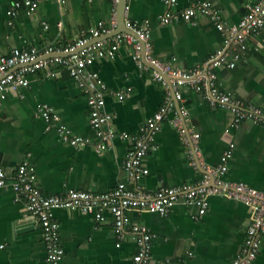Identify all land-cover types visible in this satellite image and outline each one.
<instances>
[{
    "label": "crops",
    "instance_id": "1",
    "mask_svg": "<svg viewBox=\"0 0 264 264\" xmlns=\"http://www.w3.org/2000/svg\"><path fill=\"white\" fill-rule=\"evenodd\" d=\"M15 1L23 0H0V58L15 48L67 46L89 36L101 24L110 27L115 9L111 0H66L65 4L42 0L33 13L28 14L24 7L12 18ZM199 1H211L225 22L237 26L250 6L260 2L176 0L171 6L165 0H128L125 18L149 29L155 58L189 70L202 65L219 48L230 50L225 34L207 16H198L193 22L161 20L166 13L179 14ZM111 35L94 41L108 40ZM249 44L253 49L235 68L216 69L217 86L245 105L264 109V27L249 37ZM90 68L99 72L109 90L126 91L123 101L109 95L105 109L111 126L129 138H114L102 153L94 146L77 148L63 143L40 113L45 105L73 134L93 141L98 137L90 125L86 93L67 69L53 65L30 75L28 86L0 92V165L8 170L9 182L26 161L37 174L45 196H65L70 190L104 194L126 182L123 164L132 150V137L138 135L146 120L169 106L168 93L152 70L138 67L125 45L113 59L96 60ZM178 91L181 101L170 89L171 111L153 135L154 147L143 162L150 172L138 181L140 189L155 194L164 187L197 185L205 174L201 163L218 166L224 151L234 144L223 180L244 182L264 193V126L245 120L237 127L235 115L228 108L212 106L203 92L185 86ZM181 106L189 111V125L200 135L198 156L193 147V153L186 151L178 130L170 123ZM209 201L201 219L196 218L197 206L183 201L173 204L166 215L128 212L133 222L146 224L155 236L151 264L165 259L175 264H232L247 238L252 207L224 196H211ZM54 215L64 250L58 263L48 261L43 231L25 200L11 185L0 188V264H132L138 252L134 234L126 228L120 240L110 212H106L109 220L105 223L80 209L57 208ZM261 239L253 264H264V232Z\"/></svg>",
    "mask_w": 264,
    "mask_h": 264
},
{
    "label": "built area",
    "instance_id": "2",
    "mask_svg": "<svg viewBox=\"0 0 264 264\" xmlns=\"http://www.w3.org/2000/svg\"><path fill=\"white\" fill-rule=\"evenodd\" d=\"M42 0L15 1L11 10V17L15 18L21 8L28 14L33 13ZM63 4L66 0H60ZM114 5V14L110 27L101 24L94 28L89 36L80 37L67 46H48L39 49L36 46L24 49L15 48L8 56L0 58V92L13 87H25L31 83L30 75L37 71L49 69L53 65H60L69 71L70 76L86 93L90 107V125L95 130L98 141L73 134L66 125L61 123L60 116L52 108L45 105L40 109L47 127L56 129L63 143L77 148L94 146L98 152H105L110 142L120 137L129 138L126 132H118L110 124V116L106 111V98L109 95L123 101L126 91L109 90L99 72L90 68L96 60L113 59L119 48L125 45L141 70L151 71L153 77L161 82L168 93L166 103L154 117L149 118L140 128L137 136L132 137V150L123 164L126 182L119 183L113 191L104 194H93L81 190H70L65 196H45L38 184L37 174L28 161L23 162L17 169L16 176L9 182L8 170L0 165V188L11 185L19 197L25 200L26 207L34 216L38 226L43 231V238L47 247V259L58 263L64 256L61 247L59 224L54 210L57 208L80 209L83 212L94 214L96 220L105 223L109 219L106 212L112 214L118 238H124V231L130 228L138 246V252L133 257L132 264H151L152 243L154 234L144 223L133 222L129 211L158 212L168 214L173 204L183 201L185 204L196 205V218L201 219L209 208L211 196H224L230 199L242 200L252 207L251 223L248 227L247 238L241 253L232 261V264H253L261 249V233L264 232V193L254 190L244 182H226L223 180L229 163L233 158L234 144H231L223 153L221 162L216 167L205 165L204 178L197 185H183L164 187L155 194L142 191L138 181L149 174V169L143 164L148 153L153 149V135L159 131L163 122L171 111L172 99L170 85L164 75L171 80L176 98L181 101L179 87H190L197 92L204 93L214 107L228 108L235 115L234 124L238 127L241 122L250 120L264 126V109L257 105H245L241 100L234 99L231 93L222 92L217 86L216 69L220 67L235 68L242 61L251 48L249 37L260 32L264 27V0L250 6L240 25H231L222 19L220 12L214 8L211 1H199L186 8L179 14L166 13L161 20L166 23L178 21L193 22L198 16H207L214 25L225 34L230 50L219 48L202 65L185 70L161 61L154 57L153 44L149 29L139 26L136 22L126 19V27L135 32L136 36L128 32H120L108 40H94L108 35L118 27L117 11L119 0H111ZM168 5H174L176 0H165ZM10 24L13 23L11 20ZM255 50H258L256 48ZM145 51L146 61L158 68H151L143 61ZM189 111L181 106L170 123L178 130L186 151L199 155L198 143L200 135L189 125ZM200 161V159L198 158ZM196 165L195 162H193ZM212 177L214 182H212ZM128 185H134L130 188ZM3 247V246H1ZM158 264H175L170 259Z\"/></svg>",
    "mask_w": 264,
    "mask_h": 264
},
{
    "label": "water",
    "instance_id": "3",
    "mask_svg": "<svg viewBox=\"0 0 264 264\" xmlns=\"http://www.w3.org/2000/svg\"><path fill=\"white\" fill-rule=\"evenodd\" d=\"M127 6H128V0H119L118 6H117L118 28H116L112 32V35L111 36H113V35H115L117 33H120V32H128V33L133 34V35L136 36L135 32H133L132 30H130L129 28L126 27V22H125L126 18H125V15H126ZM142 57H143V61H145V63H147L151 68L158 70V68L156 66H154V65H152V64H150V63H148L146 61L145 51H143V56ZM164 77L167 80L168 84L170 85L171 90L173 91V96L176 98V94H175V91L173 90L170 77L168 75H166V74L164 75ZM178 105H179V103H178ZM212 182H214V178L213 177H212Z\"/></svg>",
    "mask_w": 264,
    "mask_h": 264
}]
</instances>
